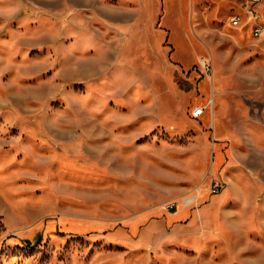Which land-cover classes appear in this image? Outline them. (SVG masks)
<instances>
[{
	"label": "rangeland",
	"instance_id": "rangeland-1",
	"mask_svg": "<svg viewBox=\"0 0 264 264\" xmlns=\"http://www.w3.org/2000/svg\"><path fill=\"white\" fill-rule=\"evenodd\" d=\"M245 9L0 0V264H264V0L259 36Z\"/></svg>",
	"mask_w": 264,
	"mask_h": 264
},
{
	"label": "built area",
	"instance_id": "built-area-1",
	"mask_svg": "<svg viewBox=\"0 0 264 264\" xmlns=\"http://www.w3.org/2000/svg\"><path fill=\"white\" fill-rule=\"evenodd\" d=\"M246 2V9L244 11V16L249 19L250 21V27H251V34L253 36H259L262 32L263 29V23L259 21V14H258V9H257V4L259 0H245ZM241 19L239 15H232L230 17V20L238 22ZM202 66L203 68L207 71L208 75L211 72V67L206 64V60L202 61ZM205 106H195L192 109V116L193 117H198L204 112ZM209 127H212L210 124ZM223 182L221 180H212L209 186V191L211 193H217L223 188ZM200 191L198 188L195 189V193L191 194V202H194L197 197H199Z\"/></svg>",
	"mask_w": 264,
	"mask_h": 264
},
{
	"label": "crops",
	"instance_id": "crops-1",
	"mask_svg": "<svg viewBox=\"0 0 264 264\" xmlns=\"http://www.w3.org/2000/svg\"><path fill=\"white\" fill-rule=\"evenodd\" d=\"M125 8L121 7V6H113L111 7V20H120L121 22H124L125 20V15L123 14ZM119 21V22H120ZM213 125V124H212ZM131 128H129L127 131H125L126 133L131 132ZM232 140V139H231ZM244 140H242L243 142ZM232 142V141H231ZM235 142V139H234ZM232 145V144H231ZM243 145L247 146L248 142L244 141ZM121 146H125L124 144H121ZM235 147L234 146H230L229 148V155H228V159L226 160L223 168H222V173H223V181L226 184V187L224 189H227V192L229 194V197H235L236 195V190H235V184H238L237 181L235 180V175L233 174L234 172L236 173V171H239V160L236 161V156H234V152H235ZM111 150H120V149H116L111 147ZM121 150H123L121 148ZM234 154V155H233ZM223 158V155L220 153L219 159L221 160ZM241 159V158H240ZM219 160V161H220ZM237 162V163H236ZM242 171V169L240 170V172ZM115 173V172H112Z\"/></svg>",
	"mask_w": 264,
	"mask_h": 264
},
{
	"label": "bare ground",
	"instance_id": "bare-ground-1",
	"mask_svg": "<svg viewBox=\"0 0 264 264\" xmlns=\"http://www.w3.org/2000/svg\"><path fill=\"white\" fill-rule=\"evenodd\" d=\"M186 21V20H185ZM217 157V156H216ZM218 158V157H217ZM219 159V158H218ZM215 161V160H214ZM217 162H218V160H216ZM221 161V160H220ZM213 163V162H212ZM216 166H217V164H215ZM219 165V164H218ZM213 174V173H212ZM202 194V193H201ZM220 195H221V193H220ZM223 195V194H222ZM185 196H187V195H185ZM191 194L188 196V197H186V202L187 203H189L190 201H191ZM197 203V202H196ZM179 208V207H178ZM181 212V210L179 209V210H177V211H175V213H180ZM173 213V212H172ZM171 215H173V214H171ZM169 217H170V215H169ZM201 217V216H200ZM193 222V221H192ZM203 241V240H202Z\"/></svg>",
	"mask_w": 264,
	"mask_h": 264
}]
</instances>
